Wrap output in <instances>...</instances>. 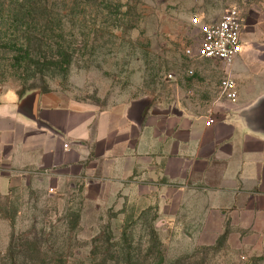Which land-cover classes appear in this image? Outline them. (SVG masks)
Masks as SVG:
<instances>
[{
  "label": "rangeland",
  "instance_id": "374dc122",
  "mask_svg": "<svg viewBox=\"0 0 264 264\" xmlns=\"http://www.w3.org/2000/svg\"><path fill=\"white\" fill-rule=\"evenodd\" d=\"M10 3L0 8V101L40 90L99 109L142 98L176 106L178 97L182 108L205 111L218 98L221 70L228 66L187 58L185 50L200 35L193 18L217 19L237 8L242 45L252 38L264 42V0H112L104 12L51 0L62 16L51 18L55 31L44 36L47 42L65 39L72 60L62 63L65 57L48 53L50 62L42 66L36 51L25 62L24 49L8 43L17 34ZM84 211L79 195L37 186L0 195V264H264L263 241L240 247L230 231L186 230L158 215L152 203L126 200L98 215Z\"/></svg>",
  "mask_w": 264,
  "mask_h": 264
},
{
  "label": "crops",
  "instance_id": "0c3cea01",
  "mask_svg": "<svg viewBox=\"0 0 264 264\" xmlns=\"http://www.w3.org/2000/svg\"><path fill=\"white\" fill-rule=\"evenodd\" d=\"M252 39L221 70L236 80L237 101L220 92L205 111L178 97L99 109L40 90L0 101V194L71 193L90 215L145 201L186 230L230 231L240 247H258L247 241L264 242V135L243 112L264 96V42Z\"/></svg>",
  "mask_w": 264,
  "mask_h": 264
},
{
  "label": "trees",
  "instance_id": "16d2710c",
  "mask_svg": "<svg viewBox=\"0 0 264 264\" xmlns=\"http://www.w3.org/2000/svg\"><path fill=\"white\" fill-rule=\"evenodd\" d=\"M9 1L12 20V30L17 33L14 38L10 39L8 43L12 44V47L17 50H23L26 56H24L25 62L32 59V53L35 52L38 55L36 64L44 65L50 61L45 59L49 57H65L63 61L70 63L72 60V53H70L71 45L66 44L65 39H55L50 42L46 41L44 34L47 29L55 31V23L51 18L61 17L60 12L54 11L50 8L49 4L51 0H0V8ZM76 5L96 6L99 10L106 11L111 7L112 0H71ZM119 2V0H116ZM56 24L61 25L59 20ZM60 27V26H59ZM46 61V62H45ZM61 63V64H62ZM24 92H21L22 94ZM14 191V190H11ZM1 195V194H0Z\"/></svg>",
  "mask_w": 264,
  "mask_h": 264
},
{
  "label": "built area",
  "instance_id": "2783aa9c",
  "mask_svg": "<svg viewBox=\"0 0 264 264\" xmlns=\"http://www.w3.org/2000/svg\"><path fill=\"white\" fill-rule=\"evenodd\" d=\"M193 22L199 29L197 42L185 50L188 59H209L232 65L241 53L242 45V12L237 8L227 9L220 18L203 20L196 16ZM194 71L190 69V74ZM170 78L173 75H169ZM222 95L232 102L238 99L235 79L228 75L220 80ZM212 120L209 122L211 123ZM66 147L68 145H65Z\"/></svg>",
  "mask_w": 264,
  "mask_h": 264
},
{
  "label": "water",
  "instance_id": "95a60500",
  "mask_svg": "<svg viewBox=\"0 0 264 264\" xmlns=\"http://www.w3.org/2000/svg\"><path fill=\"white\" fill-rule=\"evenodd\" d=\"M147 103V101H145ZM248 125L253 131L264 135V96L243 112Z\"/></svg>",
  "mask_w": 264,
  "mask_h": 264
}]
</instances>
